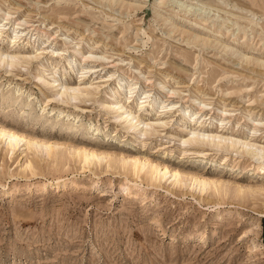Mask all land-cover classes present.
<instances>
[{
    "label": "rangeland",
    "instance_id": "374dc122",
    "mask_svg": "<svg viewBox=\"0 0 264 264\" xmlns=\"http://www.w3.org/2000/svg\"><path fill=\"white\" fill-rule=\"evenodd\" d=\"M0 52V264H264V0H0Z\"/></svg>",
    "mask_w": 264,
    "mask_h": 264
},
{
    "label": "bare ground",
    "instance_id": "6f19581e",
    "mask_svg": "<svg viewBox=\"0 0 264 264\" xmlns=\"http://www.w3.org/2000/svg\"><path fill=\"white\" fill-rule=\"evenodd\" d=\"M0 55H1V60H5L6 58H9V54L8 53L5 54V53H1L0 52ZM68 87H70V86H68ZM78 91H80V90H78ZM78 91L76 89H73V88H64L63 94H68L70 97H74ZM128 116H129V119H130L129 121L132 122V123L135 122V125H137V126L138 125L140 126L141 124H145V122H143L141 119H139V118H137V117H135V116H133L131 114H129ZM145 125H148V124H145ZM196 135L197 136H201V137H213L212 135L206 134L204 132H194L192 139H194V136H196ZM213 138H215V137H213ZM192 139H190V140H192ZM0 140L4 141L6 143V151L7 152H10L11 154L12 153L16 154V153H18L19 151L22 150L21 156L23 157L25 155L26 151L23 150V148L21 146V143L24 141V139L17 132H14V131H12L10 129L8 130L6 127L0 126ZM246 147H248V146H246ZM78 153L80 154L78 159L81 161V163L83 164L84 168H90V166L95 163L96 159L100 158L98 156V154H96L95 152H92V151H87L86 150L84 152H78ZM25 158L27 160L28 167L33 169L32 162L27 159V156H25ZM102 160H103V158H102ZM131 163L134 165V172L137 175V177L142 178V175H143V177L146 178V179L150 178V179H152V181L153 180H156V181L158 180L160 182H164L166 180H171V182L174 184L173 186H175L176 184L179 185L182 182V176L179 173V171H177V170L174 171L167 164H163L162 171H159L156 168L152 167L151 164H149V161L141 160L138 157L133 158ZM123 164L125 165L126 163H123ZM198 184L200 185V188L201 187L203 188L202 189L203 191L205 190L206 187L210 186L208 184V182L205 181V180L199 181ZM219 184H221V183H219Z\"/></svg>",
    "mask_w": 264,
    "mask_h": 264
},
{
    "label": "trees",
    "instance_id": "16d2710c",
    "mask_svg": "<svg viewBox=\"0 0 264 264\" xmlns=\"http://www.w3.org/2000/svg\"><path fill=\"white\" fill-rule=\"evenodd\" d=\"M263 227H264V223H263ZM263 241H264V230H263Z\"/></svg>",
    "mask_w": 264,
    "mask_h": 264
}]
</instances>
